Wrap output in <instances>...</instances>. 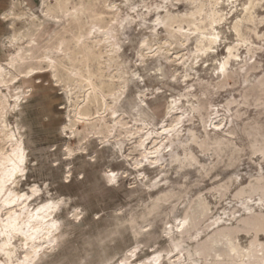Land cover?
Wrapping results in <instances>:
<instances>
[{"label": "bare ground", "instance_id": "bare-ground-1", "mask_svg": "<svg viewBox=\"0 0 264 264\" xmlns=\"http://www.w3.org/2000/svg\"><path fill=\"white\" fill-rule=\"evenodd\" d=\"M68 1L71 0H56L54 5L45 1L42 15L27 14L24 21L25 31L20 33L14 31L10 37L11 43L18 44V48L4 63L0 62V111L8 109L5 113L8 132H13L18 127L9 123L10 113L17 114L16 110L22 109V98H25L23 94L30 90L29 86L24 89L23 78H31L34 75H37L36 78H40L43 73L38 72V69H42L43 65H46L57 81H62L64 88L68 89L67 96L72 109L68 115L69 125L66 126L70 127L72 133L79 138L91 133L94 135L106 133L113 139L110 142L114 147L118 146V150L126 157L127 154L124 152L126 142L133 143V140L139 138L138 142L141 148L144 147L141 150L142 154L145 160L151 163L149 165L154 168L175 166L178 170H182L196 166L197 171L204 170L209 173L211 168H207L206 164L198 158L195 147L200 148L205 155L216 157L225 155L229 157L231 163L237 162L243 149L236 142L238 134L236 127H239V123L236 121L241 118L240 110L232 109L229 101L226 111H230V114L219 109L210 128L207 127L209 121L207 112L208 105L211 104V92L239 81L245 84L243 98L246 100L251 99L250 96H252L253 100L258 101L260 92L264 94V76L259 77L256 81H251L253 71L256 70L257 64L260 62L258 59L253 61L257 49L254 48V44L249 42L245 33V30L251 29V24L248 21L252 17L251 13L244 11L245 0H231V5L229 0H183L188 6L185 14H177L171 8L173 4L170 6L168 2L154 7L155 18L152 23L158 22L156 26L161 24L159 29L164 28L165 34H161L152 25L150 40H143L144 49L139 50L141 57H143L144 50H149L154 55L165 57L167 61H171V57L167 56L171 47L177 44L184 45L190 40L194 44L195 52H200L208 57L218 44L212 40V35L219 36V42L223 39L221 26L224 21L229 19L224 4H228L234 9L230 18L233 21L232 30L239 39L237 45L234 43V45L231 43L227 45L226 54L219 61L215 80H205L204 82V79L198 76L199 90L195 84H190L189 80L186 82V88L184 87L186 92L171 103L172 119L159 129L151 127V123L143 118L138 122H141L145 126L144 128L138 122L130 126L129 119L133 120V118L124 109V101L128 97L130 83L137 73L123 59L122 34L124 30L132 27L137 17L131 13L124 14L123 8L114 1L108 4L110 9L107 10V13L113 16L117 23L109 26L103 19H99L93 21L92 26L85 30L87 23L82 11L76 5L77 2L69 4ZM144 7H147L146 10L137 9L136 15L139 19L151 20L146 18L148 15L146 11L149 12L150 7L147 5ZM129 9L131 8L129 7ZM12 11L13 14H16L14 7ZM124 11L126 12V10ZM45 12H48L51 18L45 17ZM46 23H52L54 27L51 29L52 31L47 32L48 35L42 37L45 34L43 31ZM141 24L143 25V23ZM60 44H63L62 49L59 48ZM243 44H246V49L250 54L245 58H243L239 47ZM229 48L232 49L231 52L228 51ZM186 50V53L182 52V57L189 61L195 52ZM50 61H54V63H49ZM234 61H239L237 68L234 66ZM197 67L198 65L195 68ZM221 67L224 68L223 72L220 71ZM190 68L194 69V66L191 65ZM188 75V73L185 74V76ZM31 81L32 79H30ZM184 100L189 104V107L185 106ZM145 104L147 108H150L147 98ZM130 107L136 109L140 115L146 114V110L138 107L136 102L130 103ZM220 113L222 115H219ZM181 115L184 117L183 120H181ZM197 116L204 129L202 135H199L195 127L186 124V122L191 123ZM225 120H227V129L226 127L222 128L226 123ZM173 121L177 122L176 126L172 125ZM243 122L244 126L241 130L248 138L250 148L253 153L259 152L264 158V123L261 121ZM143 129L148 131L141 135ZM3 133V124L0 123V175L7 174L11 167V161L15 159L9 155L14 142L8 141L7 136ZM15 134L23 142L25 180L27 181L30 155L22 131L19 130ZM122 134L125 136L121 137ZM158 139H161V142ZM157 141L159 143H156ZM153 144L155 145L152 146ZM17 181L21 183L20 190L6 182L0 187V232H8L11 235V247L7 248L4 245L9 243L8 236H0V248L3 249V253H0V260H6L7 264H21L26 255L31 256L35 246L41 248L37 264H44L51 254L59 249L57 246L61 247V238L66 236V227L71 223V218L66 219L65 222L62 221L65 202L52 208L48 207L49 204L57 205V200L62 198H41L37 208L32 207L35 199H32L34 195L31 193V188L36 185H31L30 190L24 191L23 183L20 180ZM143 186L144 188L151 187L147 182H144ZM229 188V183H221L213 189L222 197L226 195ZM236 190L238 191V189ZM160 192L162 195L153 200L151 207L141 217V221L135 218L131 219L134 235L137 238L147 236L153 239L156 237L153 226H151L152 220L161 216L164 212L163 206L168 203H171V213L175 221L178 222L168 221L165 224L166 227H163L164 230H161L169 243L168 247L154 249L151 253L145 254L146 259L152 256V260L147 262L141 259L140 263L136 262L137 264H264V241L260 237V233H264V207L263 209L261 207L264 205H259V209H261L259 211L252 209L248 213L246 211L247 208L254 207L250 205V202L255 204L264 202V172L237 192L236 195L240 201L239 207L244 210L243 214L235 216L233 219L226 218L220 222L218 219L221 217H217L210 224H207V220H211L208 215L212 211V207L207 196L191 197L185 204L184 214L181 216L176 213L178 207L172 203V199L186 195L187 191L176 193L171 189H161ZM254 194H257L258 198L254 199ZM21 197L28 198L21 199ZM68 212L72 219H75L74 213L76 212L73 210ZM168 223H172V225L167 227ZM35 229H39V231H35ZM251 231L254 232L252 240L249 241L250 243L248 242L249 244L244 245L241 242V235L243 232L248 234ZM33 236H35V240L32 239ZM137 245L129 247L128 251L132 253V248L135 250L139 248ZM260 252L263 253V256ZM136 255L139 258L138 253ZM112 264L133 263L130 255L126 254Z\"/></svg>", "mask_w": 264, "mask_h": 264}, {"label": "rangeland", "instance_id": "rangeland-1", "mask_svg": "<svg viewBox=\"0 0 264 264\" xmlns=\"http://www.w3.org/2000/svg\"><path fill=\"white\" fill-rule=\"evenodd\" d=\"M45 1L50 2L52 5L56 3V0H0V62L4 63L18 48V44L13 45L11 43L10 37L13 32L20 33L25 31L24 21L27 14L42 15ZM114 1L123 8L124 14L131 13L137 17L132 27L124 30L122 34V42L124 43L122 50L123 59L142 81L138 82L135 79L136 76H134L133 81L130 83L128 97L124 101V109L133 118V120L129 119L131 121V125H129L132 126L143 118L151 123V127L159 129L172 119L170 114L171 103L175 98L178 99L181 94L186 92L185 88L188 80L190 84H195V87L198 88V76H201L204 82L205 80L216 79L217 67L219 66V61L226 54L227 45L230 43L237 45L236 43L239 40L232 30L233 21L230 18L234 9L228 4H224L229 19L224 21L221 26L223 39L218 42L217 47L213 49V53L210 52L208 57L200 52H195L194 44L190 40L184 45H173L167 53V56L171 57V61H167L165 57L154 55L149 50H144L143 57L139 53V50L144 49L143 40H150L152 25L161 34H165L164 28L159 29L161 24L156 26L158 22L152 23L155 18V8L158 4L165 3V0L127 1L130 5L136 4L137 9H142L140 5H143V11L147 8L144 7L145 5L149 6L150 10L149 12L146 11L148 14L146 18L151 20L148 21L142 18L139 19L136 12L131 11L129 8L126 9L124 7L125 0H71L68 3L77 2L76 5L82 11L87 23L85 28L87 30V28L92 26L93 21L99 19H103L105 24L109 26L117 23V20L107 13V10L110 9L108 4ZM167 2L170 6L173 4L171 8L177 14H185L188 10V6L183 0H167ZM13 7L16 14H13ZM160 10L162 9L160 8ZM261 14H264V10L257 9L255 16L257 23L251 24V29L245 30L249 42L254 44V48L257 49L253 61L258 59L261 64H257L251 81H256L259 77L264 76V51L261 50L260 41L257 39V37L264 34L261 32L264 25L258 22ZM144 23L146 24L144 25ZM149 26L150 28L148 29ZM53 27L52 23H46L43 31L45 34L42 33L43 36L42 34L40 35L42 37L48 35L47 32L52 31ZM239 47L243 58L250 55L246 49V44ZM186 49L193 50L196 53L193 54L198 57L192 54L189 61L187 58H183L182 55L186 53ZM238 62L234 61L235 68H237ZM191 65L194 66V69L190 68ZM197 65L198 67L195 68ZM258 65L261 67L259 68ZM40 69H38V72L43 73L40 78H36L37 75L31 78H23L25 81L24 89L29 86L30 90L23 94L25 98H22V109L16 110L19 115L10 113L9 123L15 127L18 126L24 134L23 139L30 155L28 180H20L23 183L22 188L24 191H28L30 186L34 184L37 187H41V194L32 198L35 199L32 207L37 208L41 198H62L65 202L62 221L65 222L66 219L71 218V223L66 227V236L64 234L65 237L61 238V247L57 246L59 249L56 247L58 250L52 253L44 264H112L126 254L130 255L133 264L140 263L141 259L149 262L152 260V256L146 259L145 254L151 253L157 248H166L169 245L162 231L168 221H172V223L175 221L171 213V203L164 205V212L161 216L152 220L151 226H153L156 236L153 239L147 236L137 238L134 235L130 221L132 218L141 221V217L151 207L153 200L162 195L161 189H171L176 193L183 190L187 191L186 195L172 199V203L178 207L176 213L181 216L184 214L185 204L191 197L207 196L212 207V211L208 215L211 220L208 219L207 224L213 222L217 217H221L218 219L220 222L226 218L233 219V217L244 213V210L239 207L240 201L236 194L242 187L248 186L250 182L254 181L256 176L264 172V158L259 152L253 153L249 140L242 133L241 128L244 126L243 121L249 123L261 121L264 123V94L260 92L258 101L253 100L252 96H250L251 99L246 100L243 98L245 84H242V81L221 87L210 94L211 104L208 105L209 110L207 112L208 128L211 127L213 118L218 115L219 109L230 114V111H226L229 101L232 109H239L241 112V118L236 121L239 123V127H236L238 133L236 142L243 149L237 162L231 163L229 157L225 155L220 157L205 155L200 148L195 147V153L198 158L206 164L207 168H211L209 173L204 172V170L202 172L197 171L196 166L182 170H178L175 166L154 168L149 165L151 164L149 161L145 160L141 151L144 147L141 148L138 142L139 138L133 140V143H130V141L126 142L124 145L126 157L118 150V146L114 147L112 142H110L113 139L106 133L102 135L91 133L81 138L73 134L71 128L66 126L69 125L68 115L72 109L69 106L68 89L64 88L62 81H57L46 65H43L42 69ZM197 69L198 72H196ZM186 73L189 75L185 76ZM30 79H32L31 82ZM154 88L158 90L153 92ZM142 91L150 93L147 97L148 102L149 100L151 101L149 103L150 108H147L145 115H140L136 109L130 107V103H135L140 98ZM185 106L189 107L186 101ZM219 115H222V113ZM183 118L182 116L181 120ZM225 121L226 123L222 128L226 127L227 129V120ZM173 122L172 125L176 126L177 122ZM138 124L143 126L141 122H138ZM186 124L195 127L199 135L204 133L202 122L198 116L191 123L186 122ZM147 131V129H143L141 135ZM124 136L125 134L121 135V137ZM82 138L89 149L95 147V155L98 156L100 161L117 173L116 183L114 185H106L105 192L100 198L89 201H82L78 196L81 191V184L76 178V173L82 166V162L79 160V153L72 157H68L66 153V150L75 151V147L81 144ZM101 141H103V146H101ZM158 141L161 142V139H158ZM158 141L156 143H159ZM143 168L145 169L144 171ZM69 173H71V176L68 181H65L64 177ZM85 178L96 185H100L104 180L103 173L98 169H91ZM223 180L224 182H222ZM144 182L149 183L151 187L144 188ZM221 183L230 184L229 191L222 197L213 189ZM11 185L18 190L21 189L19 181ZM43 185L48 187L44 189ZM235 191L237 192L235 193ZM253 198H258V195L254 194ZM250 205L254 207L247 208V213L251 209L254 211L261 210L259 205H264V202L257 204L250 202ZM261 207L263 209L264 206ZM69 210L82 214L80 219H72L71 214L68 212ZM177 222L175 221V223ZM172 223H168L167 227H170ZM253 234L254 232L252 231L248 234L243 232L241 242L244 245L249 244ZM260 237L264 241L263 232L260 233ZM137 243H140V245H137ZM136 245L139 248L136 250L132 248L133 254L130 253L128 248ZM137 253L139 258H137ZM184 253H186V250H184ZM261 256H263V253H261Z\"/></svg>", "mask_w": 264, "mask_h": 264}, {"label": "snow or ice", "instance_id": "snow-or-ice-1", "mask_svg": "<svg viewBox=\"0 0 264 264\" xmlns=\"http://www.w3.org/2000/svg\"><path fill=\"white\" fill-rule=\"evenodd\" d=\"M167 0H165V3ZM229 4L231 5V0H229ZM114 7V6H113ZM124 7L131 8V11L136 12L137 7L136 5H130L127 3V0L124 2ZM141 8H143V5H140ZM257 9L264 10V0H245L244 3V11L245 13H251L252 17L249 18V24H255L257 23V20L255 19V14ZM45 17H49V13H44ZM261 25H264V14H261L258 21ZM261 32L264 33V28L261 29ZM257 39L260 41L261 44V50L264 51V34L257 37ZM212 40L214 42H219L220 37L213 34ZM59 48H63V44L59 45ZM58 50V49H57ZM211 50V49H209ZM229 52L232 51L231 48L228 49ZM238 59V57H237ZM49 63H54V61H50ZM220 71L223 72L224 68L221 67ZM135 79L138 82L140 81V77L136 76ZM158 89H153V92L157 91ZM150 95V93H147L146 91H142L140 93V98L137 99L135 102L138 107L147 110V105L145 104V99ZM149 103L151 101L149 100ZM15 110V109H13ZM8 111V109H3L0 111V123L3 124L4 133L7 136L8 141H13L14 144L12 145L9 155L15 157L14 160L11 161V167L9 168L6 175H0V187L3 186V184L6 182L8 184H14L17 180H25L26 179V172H25V152L23 149V142L19 139V137L15 134L16 132H19V127L15 128V131L8 132L7 128V119L5 116V113ZM17 115L19 113L17 112ZM101 146H103V141H101ZM96 149L95 147L89 149L88 146L84 143V140L82 138L81 144L77 145L75 147V151L72 150H66L67 156L72 157L77 155L79 153V160L82 162V166L80 170L76 173V178L80 181L81 184V191L78 193L79 198L82 201H89L100 198L104 192H105V186L106 185H114L116 183V177L117 173L113 170H111L106 164H103L97 155H95ZM91 169H98L103 173L104 180L101 182L100 185H96L94 183H91L89 179H86L85 177L89 174V171ZM71 176V173H69L67 176L64 177L65 181H68L69 177ZM44 189H46L48 186L43 185ZM31 193L34 196L41 194V187L33 186L31 188ZM28 197H21V199H27ZM63 199L57 200V205L49 204L48 207L52 208L55 206H58L60 204H63ZM80 215L78 213H74V216L77 220L80 219ZM35 231H39V229H35ZM0 236H8L9 243L5 244L4 247H11V235L8 232H0ZM33 240H35V236L32 237ZM25 247H27V244H25ZM0 253H3V249L0 248ZM41 248L40 247H33L31 256L26 255L24 257V260L21 261V264H37V261L40 257ZM0 264H7L6 260H0Z\"/></svg>", "mask_w": 264, "mask_h": 264}]
</instances>
